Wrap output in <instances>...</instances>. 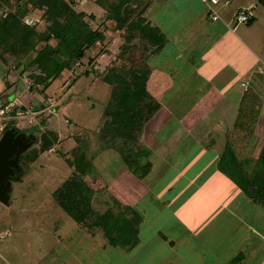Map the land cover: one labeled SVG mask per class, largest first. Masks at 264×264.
Listing matches in <instances>:
<instances>
[{"label":"rangeland","instance_id":"rangeland-1","mask_svg":"<svg viewBox=\"0 0 264 264\" xmlns=\"http://www.w3.org/2000/svg\"><path fill=\"white\" fill-rule=\"evenodd\" d=\"M172 1L175 0L160 1L162 7L159 9L158 18L170 25L175 22L176 18L180 19V16L183 15L186 17L183 24L189 22L193 15L184 12L183 9L180 10L179 15L172 14L170 11L174 9ZM258 1L255 0L256 3ZM26 2L27 0H6L3 10L16 11L18 5L22 7ZM95 2L96 0H76V3H80L79 10H87L85 11L88 14L86 19L91 26L104 31L105 38L98 41L87 52V56L75 66L73 71L66 70V74L63 73L56 79L46 92H42L41 87L34 89L32 73L38 69L36 65H32L31 61L36 56V51L17 56L13 55L9 49L0 48V91L6 90L9 76L12 80H17L10 85L11 89L5 93H9L11 96L16 95L17 100L24 103L23 110L27 111L19 118L7 120L13 122L15 127L0 131V159L3 157L9 165L8 177L6 174H1L2 182L0 183V264H8L6 260L13 264H38L43 260V255L47 258L55 255L54 251L57 250L59 235L61 236L55 226L61 216L68 215V213L61 207L54 192L74 172L80 173L83 170V164L76 162V158L82 160L79 157L82 151L86 152L88 162H92L90 168L83 174L84 179L88 180L90 184L95 185L96 181H104L106 185L113 177L127 170L140 178L149 175L148 180L153 182L152 194L149 198L154 197L155 200L147 199L144 203L149 208L153 207L159 211V214L156 212V215H152L151 218L144 216V221L138 225L139 231L141 230L140 235L144 237L147 248L136 251V261L123 262L120 258L122 251L111 249L112 260L105 264H161L163 256L170 247L160 233L166 234L168 237H179L176 244L178 247L184 243L189 247L196 245L198 249L207 244L216 246L219 251L205 252L221 254L222 260L231 259L233 254L239 250L245 251L246 258L250 260L251 258H264V201H253L231 177L222 173L219 165L221 155L227 150L228 145L232 146V144L226 140L219 142L216 139L218 143L211 146L209 144L211 139H206L204 143L200 142L198 145L192 146L186 156L179 160L180 163L161 161L162 163L155 166L152 172L142 176L143 171L133 169L121 154V150L118 149L120 139H105V122L108 118H112V115L108 116L107 109L115 85L107 82L102 74L107 73L110 67L116 65L128 71L133 65L139 67L146 61L148 63V56L153 48L150 46L145 48L143 44L138 43L139 38H136L134 40L137 41L135 51L132 50L131 53L126 54L130 57L119 56L125 42L127 28L118 27L116 20L109 19L106 11ZM224 5V0L217 5L218 11L222 15L224 14ZM260 6L262 7V5ZM235 7V2L228 6V12L231 14L229 20L234 25L237 24L236 14L238 12L236 11L233 15ZM140 8L136 7L135 13L139 12ZM30 9L24 16L25 21L35 24L40 31L45 30L48 20L41 17L43 10L41 8L32 9V6ZM90 14H94V17ZM193 20L195 21V19ZM217 22H221V20L219 19ZM167 24L166 28L170 31ZM183 24L182 26H184ZM243 25L246 26L247 23H243ZM257 26L264 33L263 19ZM207 27L199 26V35H206L212 31L211 41L214 44L217 33L211 27H209L211 30ZM184 30L185 33L184 31L182 33L178 29V34L175 36L178 39H184L196 34L194 29L185 27ZM52 42L56 43V40ZM189 43L186 42L187 45ZM44 44L41 42L38 47L40 48ZM188 49L185 46L178 48L177 45L172 48L174 53L171 50H165L163 54L167 53V56L170 54L172 59L176 57L174 61H180L181 57L177 55L179 51H185L187 57L190 56V53L193 55V50L189 49V51ZM163 54L158 59H162ZM93 56L95 61L92 63L90 58ZM184 62L181 70L187 73L188 65L185 66ZM86 70H92V73L89 76H82L76 83L72 82L78 74ZM202 71L204 72L205 69L203 68ZM99 72L100 74H98ZM159 73L162 74V72ZM218 76H203L206 80L193 84L195 90L168 91L166 101L171 95L176 98L179 93H183L184 99L181 100L184 102L177 101L173 106L167 105V111L175 115L177 119L183 118L186 109L193 108L191 100H189L190 92L192 91L193 98L197 94L203 95L204 91L201 89L206 86L204 82L206 81L210 87L214 84L213 78L219 79ZM162 77L158 76V78ZM174 86H179V84L176 83ZM157 102L159 103V101ZM158 109L157 111H159ZM157 111L152 116L157 114ZM247 124L252 129L256 125L255 122ZM11 128H16L13 134ZM48 129L60 132L63 136L62 141L58 140L50 151L39 156L34 162L23 164L20 157L33 148H39L42 133ZM188 130L189 127L182 124L157 149L166 153V151L178 147L183 142V137ZM213 136L215 135L213 134ZM261 141L263 144L264 139ZM139 142L141 141L139 140ZM262 144L258 146L261 147ZM131 145L132 142H129L127 146H123V150L128 154L133 153L135 156L141 147H136L137 145L131 147ZM240 145L241 142L238 141L236 146L238 155L243 157L245 154L242 152L245 146L241 147ZM258 148L254 151L253 159L259 157L258 150L260 148ZM60 153H64V156H61ZM145 159L142 163L145 162ZM88 186L91 189V198L94 190L90 185ZM105 195L108 200L111 199L109 193L106 192ZM169 199L173 204H168ZM166 204L170 206L167 212L165 208L161 207ZM98 205L101 209L98 208L99 206L95 208H98L99 212H105L106 208H113L115 211L124 210L123 205L117 202L108 206L104 204L102 206V203ZM126 214L130 217L135 212L128 209ZM68 216L70 219L64 217L60 224L65 229L71 228L70 221L77 223L70 215ZM80 227L93 235L94 240L105 244L109 242L110 238L104 234L102 227L92 228L83 223L80 224ZM190 229H197L199 235L193 232L190 236H179L181 233L189 232ZM155 233L156 235H154ZM227 249L229 250L227 251ZM119 250L121 249L119 248ZM127 251L132 255L134 253L133 246H130ZM153 251V256L147 258L148 254ZM245 253L243 252L242 255ZM117 254L119 257L116 256Z\"/></svg>","mask_w":264,"mask_h":264},{"label":"crops","instance_id":"crops-1","mask_svg":"<svg viewBox=\"0 0 264 264\" xmlns=\"http://www.w3.org/2000/svg\"><path fill=\"white\" fill-rule=\"evenodd\" d=\"M160 1L161 0H143L141 5V9L145 8L143 16L149 24L159 27L167 36L166 44L158 53H154V43L150 44V47L153 49L148 56L150 68L148 90L160 103L159 111L146 122L143 131L139 135L141 143L145 144L146 147L150 149L148 157L150 168L148 172H152L154 167L162 162L169 163L171 161L173 164L180 163L179 160L186 156L192 146H196V144L198 145L200 142L204 143L205 140L209 138L211 139L209 143L211 146L216 145L218 141L226 140L235 147L234 151L237 155L239 152L236 146L238 141H240V146H245L242 152L245 156L240 157L238 155L241 160L253 158L254 151H256L258 147L260 148H258V154L260 155L264 146V143L262 144L261 141L264 139V77L259 73L258 67L264 65V33L261 32V28L258 29L257 25L260 23L261 19L264 20V16H262L264 14L263 1L259 0L256 3L255 0H229V3H227V0H224V14L222 15L219 11L221 16L219 19L221 22H217L219 19L213 20L210 18L209 7L202 0H179L180 2L175 0L174 2L172 1L174 9L170 10L172 14L179 15L181 13L180 10L183 9L184 12L193 15V18L189 22L183 24L186 17L182 15L180 19L176 18L175 22L170 25L164 22V20L162 22L158 18L159 9L162 7ZM233 2H235L236 6L233 15L242 8L253 7L255 11L254 21L252 23H247L246 26L243 24L237 26L232 24L231 20H229L231 14L228 12V6ZM95 4L106 11L105 5L99 4L97 0ZM79 5L80 3H76L75 9L81 11L79 10ZM130 5L135 9L139 7L136 2ZM260 5H262V7ZM83 11L87 10L83 9ZM233 15L231 16L232 18ZM193 19H195V21ZM166 24L170 27V31L166 28ZM182 24L184 26H182ZM201 25L208 26V29L211 30L212 28L215 33H217L214 38V44L211 41V37L213 36L212 31L210 33L207 31L208 34L206 35H199L198 30ZM185 27L194 29L196 34L185 37L184 39H178L175 34H178V29L180 30L179 32L183 33L184 31L185 33ZM172 33L174 35H171ZM217 41H219V43H217ZM186 42H190L189 45H187ZM177 45L178 48L185 46L193 50V55L190 53V56L187 57L185 56L187 54L185 51H179L177 55H179L181 59L180 61H174L176 57L172 59L170 54L168 56L167 53L163 54V51H172V48ZM216 45L217 48H215ZM162 54L164 57L158 59ZM183 62L185 66L188 65V67H186L189 69L187 73L181 70ZM203 68L205 69L204 72L202 71ZM159 72H162V74ZM63 73L66 74V71ZM209 75H219L218 77L220 78H213L214 84L210 87H208L205 81L204 83L206 86L201 89V91H204L203 95L197 94V96L193 98V93L192 91L190 92L189 100H191L190 103L193 108L190 110L186 109L183 118L177 119L175 115L167 111V105L173 106L177 101L184 102L181 100L184 99L183 93H179L176 98L171 95L168 101H166L165 99L168 95V91L195 90L193 84L206 80L203 76ZM158 76L163 77L158 78ZM8 79L9 85L17 81L12 80L10 76ZM176 83H178L179 86H174ZM244 83L246 85H244ZM5 89L6 90H3L4 98H16V95L11 96L9 93H5L7 90L11 89L10 87L7 86ZM253 122H255L256 125L255 127L253 126L252 129L247 123L251 124ZM9 123H11V121H9L8 124ZM182 124H186L189 127L187 134L183 137V142L178 147L166 151V153L157 149L163 144V141L171 136ZM55 132L59 136V142L62 141V134L56 130ZM213 134L215 136H213ZM216 139H218V141H216ZM260 144H262L261 147L258 146ZM219 154L221 155L222 152ZM144 175L142 174V176ZM148 177L149 175L145 178H140L133 172L127 170L113 177L106 185L104 181V183L96 181L94 182L96 184L93 185L86 180L88 185L94 190L91 197L94 209L100 211L98 210V208L101 209L98 205L99 203H102V206L103 204L108 206L111 203L117 202L122 204L124 208L129 207V210L132 209L134 212L137 210V213L142 217L141 222L144 221V216L151 218L152 215H156V212L159 214L157 209L153 207L149 208L144 203L147 199L155 200L154 197L149 198L152 194L153 182L151 183ZM106 192L109 193L111 199H107L108 197L105 195ZM168 204H173L170 199L168 200ZM96 206L99 207L95 208ZM161 207L165 208L167 212L170 206L166 204L161 205ZM160 210H162V208H160ZM68 215L70 214L68 213ZM68 215L63 214L55 226L61 234V236L59 235V242L56 246L57 250H53L55 255L49 258L43 255V260L39 262L40 264H105V262L109 263L112 260L110 256L111 249L122 251L120 254L121 261L128 262L135 260L137 250H144L147 248V245L144 243V237L140 235L141 230L139 231L138 242L133 245L134 253L130 255L127 251L130 247L116 246L110 241L105 244L101 243L99 240H94L93 235L83 230L80 227L81 223L75 220L71 215L70 216L77 223L70 221L69 226L71 228H63L60 224L64 217L69 218ZM193 232L197 234L198 230L190 229L189 232L181 233L179 236H190ZM160 234H162L161 236L164 238V241L170 247L169 251L163 256L161 264H230L235 258L242 255L243 252L245 253V251L239 250L237 253L233 254L231 259L222 260L221 254L205 252L219 251L216 246H209L207 244L203 248L198 249L196 245L189 247V245H184V243L178 247L176 244L178 242L177 238L179 237H168L166 234ZM154 235H156V233ZM197 235H199V233ZM180 241L179 239V242ZM119 248L121 250H119ZM228 250L229 249H227V251ZM153 254L154 251L148 254L147 258L153 256ZM116 256L119 257L118 254ZM241 257V260L237 264H264V258H251L250 260L246 258V253ZM1 258L3 259L2 256ZM6 261L8 264H13L8 260Z\"/></svg>","mask_w":264,"mask_h":264},{"label":"trees","instance_id":"trees-1","mask_svg":"<svg viewBox=\"0 0 264 264\" xmlns=\"http://www.w3.org/2000/svg\"><path fill=\"white\" fill-rule=\"evenodd\" d=\"M262 1L264 3V0ZM5 2L6 0H0V48L9 49L17 56L36 51L37 54L31 61L38 69L32 73L34 89L41 87L42 92H46L64 71H73L87 56V52L105 38L104 31L91 26L86 19L88 14L85 11L75 9L76 0H27L22 7L18 5L16 11L3 10ZM97 2L105 5L107 17L115 19L118 27L127 28L119 56L130 57L126 54L135 51L136 38H139L138 43L143 44L145 48L154 43V53L160 52L166 44L167 36L159 27L151 26L143 16L145 8H140V11L135 13L136 9L130 5L136 2L142 7L143 0H97ZM30 5L32 9L43 10L41 17L48 20L45 30L40 31L35 24L25 21L24 16L29 12ZM90 16L94 17V14ZM253 21L254 17L248 23ZM53 40H56V43H53ZM41 42L45 44L39 48ZM94 61L93 56L90 62ZM123 70L116 65L110 67L107 73H101L107 82L115 85L107 109L108 116L112 115V118L105 122L104 135L105 139H120L118 149L121 150V154L133 169L142 170L144 175L150 168L148 160L150 149L138 139L146 122L159 108V103L148 90L150 68L147 61L142 66L133 65L128 71ZM91 73L92 70H86L78 74L72 82L76 83L82 76H89ZM9 127H15V124L9 123L6 129ZM58 140L59 136L55 131L45 130L39 148H33L23 154L20 160L23 164L34 162L40 155L50 151ZM129 142H132L131 147L135 143L136 147H141L135 156L123 150V146H127ZM60 155L64 156V153ZM79 157L82 160L76 158V162L83 164V170L80 173L74 172L54 192L61 207L79 223L92 228L102 227L113 245L133 246L139 240L138 225L142 217L136 212L128 217L126 211L130 209L129 207L120 211L113 208H108L105 212L95 210L90 198L91 189L83 177L92 162H88L85 151H82ZM144 158L145 162L142 163ZM219 165L221 171L231 177L253 201H264V146L256 159L241 160L234 148L228 145L227 150L221 155ZM241 256L230 264H237Z\"/></svg>","mask_w":264,"mask_h":264},{"label":"built area","instance_id":"built-area-1","mask_svg":"<svg viewBox=\"0 0 264 264\" xmlns=\"http://www.w3.org/2000/svg\"><path fill=\"white\" fill-rule=\"evenodd\" d=\"M209 7V16L213 20H218L221 18L220 13L218 11L217 5L221 2V0H202ZM229 3V0H227ZM255 15V11L253 7H245L240 9L237 14V25L248 23L251 18ZM259 73L264 77V65L259 67ZM244 85H246L244 83ZM24 103L13 98H4L3 92L0 91V131L6 130L8 125L7 120L19 118V116L27 111L23 110Z\"/></svg>","mask_w":264,"mask_h":264},{"label":"water","instance_id":"water-1","mask_svg":"<svg viewBox=\"0 0 264 264\" xmlns=\"http://www.w3.org/2000/svg\"><path fill=\"white\" fill-rule=\"evenodd\" d=\"M11 130H12V134H13V132L15 131V129L14 128H11ZM10 133V134H11ZM9 165L5 162V160L3 159V157L0 159V183L2 182V180H1V174H6V176L8 177V169H9V167H8Z\"/></svg>","mask_w":264,"mask_h":264}]
</instances>
